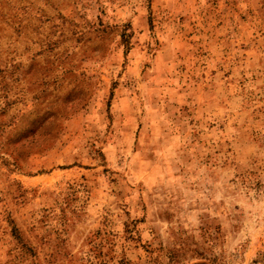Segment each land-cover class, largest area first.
<instances>
[{"label": "rangeland", "instance_id": "374dc122", "mask_svg": "<svg viewBox=\"0 0 264 264\" xmlns=\"http://www.w3.org/2000/svg\"><path fill=\"white\" fill-rule=\"evenodd\" d=\"M264 0H0V264H264Z\"/></svg>", "mask_w": 264, "mask_h": 264}, {"label": "trees", "instance_id": "16d2710c", "mask_svg": "<svg viewBox=\"0 0 264 264\" xmlns=\"http://www.w3.org/2000/svg\"><path fill=\"white\" fill-rule=\"evenodd\" d=\"M263 256H264V252H262ZM264 261V260H263Z\"/></svg>", "mask_w": 264, "mask_h": 264}]
</instances>
